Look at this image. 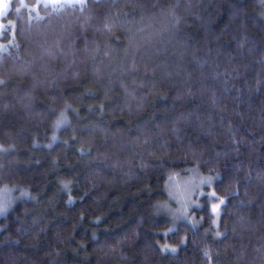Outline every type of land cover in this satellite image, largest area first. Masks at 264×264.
Listing matches in <instances>:
<instances>
[{
	"label": "trees",
	"instance_id": "obj_1",
	"mask_svg": "<svg viewBox=\"0 0 264 264\" xmlns=\"http://www.w3.org/2000/svg\"><path fill=\"white\" fill-rule=\"evenodd\" d=\"M8 4L0 264H264V0Z\"/></svg>",
	"mask_w": 264,
	"mask_h": 264
},
{
	"label": "snow or ice",
	"instance_id": "obj_2",
	"mask_svg": "<svg viewBox=\"0 0 264 264\" xmlns=\"http://www.w3.org/2000/svg\"><path fill=\"white\" fill-rule=\"evenodd\" d=\"M72 2H73V0H49L50 6H52L54 9L63 8V7H65L66 4H71ZM6 14L7 13L5 12V15ZM7 49H8V45H4L2 47V49H0V51H3V52L6 53L7 52ZM204 183L210 185L211 182L210 181H205ZM201 195L207 196L209 194L208 193H202ZM210 195L213 198L219 199L218 197H216V193L215 192H212ZM223 204H225V201L224 200H220V204L213 205L212 212L213 213H216L219 210L220 205H223ZM6 211H7V207L6 206L0 207V215L4 214ZM165 250L166 251H172V252H175L176 251L175 249H165Z\"/></svg>",
	"mask_w": 264,
	"mask_h": 264
},
{
	"label": "rangeland",
	"instance_id": "obj_3",
	"mask_svg": "<svg viewBox=\"0 0 264 264\" xmlns=\"http://www.w3.org/2000/svg\"><path fill=\"white\" fill-rule=\"evenodd\" d=\"M75 1L76 2H82L84 0H73V2H75ZM43 2L49 4V0H43ZM8 8H9L8 0H0V17L2 16V14H4L7 11ZM187 183H189V182H187ZM173 186H174V190L175 189L177 190V188H175L177 185H173ZM188 187L185 185L183 188L178 189L177 192L180 193V195L182 194L184 197V195H185L184 192H186V190L189 189ZM5 200H6L5 194H2V192H0V202H3ZM171 201L174 202L175 200L171 198Z\"/></svg>",
	"mask_w": 264,
	"mask_h": 264
}]
</instances>
